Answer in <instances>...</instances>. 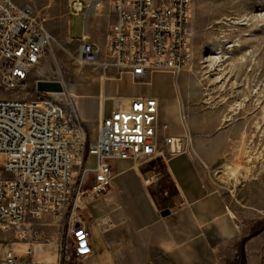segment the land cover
I'll list each match as a JSON object with an SVG mask.
<instances>
[{"label":"built area","instance_id":"obj_1","mask_svg":"<svg viewBox=\"0 0 264 264\" xmlns=\"http://www.w3.org/2000/svg\"><path fill=\"white\" fill-rule=\"evenodd\" d=\"M103 1L84 5L71 0L69 13H83L86 27ZM110 5L116 19L105 47L83 42L77 49L80 63L98 66L104 76L115 68L118 75L129 73L139 81L154 73L178 75L191 64L193 0H110ZM46 21L33 3L0 0V75L7 87L25 83L53 48L55 37ZM63 94L65 100L0 97V232L5 235L26 218L67 212L71 240H88L89 228L79 209L110 190L113 161L130 159L139 167L162 153L160 132L168 131L169 124H161L158 98H113L111 113L101 117L97 139L91 142L73 95ZM162 142L171 155H181L191 151L192 136L167 133ZM91 155L95 166L89 182ZM159 180L155 172L142 177L144 185ZM0 244V264H44L20 259L5 240ZM63 249L69 253L68 245Z\"/></svg>","mask_w":264,"mask_h":264},{"label":"rangeland","instance_id":"obj_2","mask_svg":"<svg viewBox=\"0 0 264 264\" xmlns=\"http://www.w3.org/2000/svg\"><path fill=\"white\" fill-rule=\"evenodd\" d=\"M15 1L35 4L45 15L55 40L22 85L9 88L0 75V97L53 96L65 100L63 92H79L71 85L77 72L99 70L96 65L79 62L78 46L66 36V21L71 19L75 35L85 24L84 14L67 17L69 0ZM189 25L192 61L184 71L178 75L155 73L150 84H133L127 78L109 81L108 91L145 90L160 100L161 124L169 123L175 131L183 122L192 136L191 152L205 157L201 163L210 184L223 192L230 212L251 229L250 234L264 225V0H193ZM38 80L57 81L63 91L39 92ZM73 100L81 118L83 110H94L93 100ZM110 104L108 101L106 109ZM86 127L90 141L95 142L98 123L88 121ZM168 132H160L162 145ZM153 163L143 165V169ZM94 166L91 155L89 182ZM79 212L84 213L82 208ZM5 237L0 232V240ZM63 242L71 249L70 254L64 253L68 260L63 263L81 264L74 242L68 238ZM240 262L241 244L233 264ZM244 264H264V231L247 241Z\"/></svg>","mask_w":264,"mask_h":264},{"label":"crops","instance_id":"obj_3","mask_svg":"<svg viewBox=\"0 0 264 264\" xmlns=\"http://www.w3.org/2000/svg\"><path fill=\"white\" fill-rule=\"evenodd\" d=\"M81 1L86 5L90 0ZM72 15L78 14L68 12L67 17L72 18ZM115 19L110 0H104L102 8L90 18L86 27L81 25L75 35L71 19L66 21L67 39L77 46L91 41L105 47ZM154 74L139 81L129 73L118 75L115 68L108 70V76H104L100 68L83 69L71 83L79 92L67 90L74 98L94 101V110H83L82 119L85 125L95 121L99 126L101 117L111 113L113 98L126 100L153 96L145 90L108 91L109 81L127 78L133 84H150ZM108 101L111 104L106 109ZM179 124L175 131L169 127L168 133L181 136L187 133L183 122ZM195 142L201 141L195 139ZM203 158L198 151L171 155L169 147L162 145V153L139 167H135L130 159L114 160L115 177L110 190L82 207L90 235L86 241L74 242L81 264L236 262L241 241L251 229L240 224L230 212L223 192L210 184L201 163ZM150 162H154L153 165L143 169V165ZM149 172L158 173L160 180L144 185L142 177ZM69 221L67 212L44 214L39 219L26 218L3 240L12 246L20 259L64 264L63 241L72 238Z\"/></svg>","mask_w":264,"mask_h":264},{"label":"water","instance_id":"obj_4","mask_svg":"<svg viewBox=\"0 0 264 264\" xmlns=\"http://www.w3.org/2000/svg\"><path fill=\"white\" fill-rule=\"evenodd\" d=\"M36 89L39 92H50V91H63V88L61 84L57 81L53 80H38ZM264 231V225L260 227L259 229L255 230L254 232H251L246 237H244L241 241V262L240 264H244V258L246 254V243L247 241L256 235H259Z\"/></svg>","mask_w":264,"mask_h":264},{"label":"bare ground","instance_id":"obj_5","mask_svg":"<svg viewBox=\"0 0 264 264\" xmlns=\"http://www.w3.org/2000/svg\"><path fill=\"white\" fill-rule=\"evenodd\" d=\"M50 93H62V92L61 91H50Z\"/></svg>","mask_w":264,"mask_h":264}]
</instances>
